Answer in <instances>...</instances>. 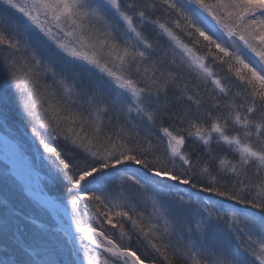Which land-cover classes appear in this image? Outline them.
<instances>
[{
  "label": "snow or ice",
  "instance_id": "obj_1",
  "mask_svg": "<svg viewBox=\"0 0 264 264\" xmlns=\"http://www.w3.org/2000/svg\"><path fill=\"white\" fill-rule=\"evenodd\" d=\"M0 264H264V0H0Z\"/></svg>",
  "mask_w": 264,
  "mask_h": 264
}]
</instances>
